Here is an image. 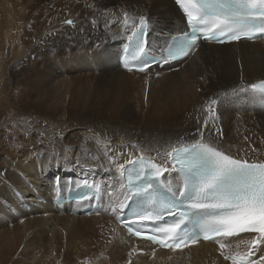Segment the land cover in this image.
I'll return each instance as SVG.
<instances>
[{"label": "bare ground", "instance_id": "obj_1", "mask_svg": "<svg viewBox=\"0 0 264 264\" xmlns=\"http://www.w3.org/2000/svg\"><path fill=\"white\" fill-rule=\"evenodd\" d=\"M25 1L0 0V264H26L24 258L28 253L44 249L51 252L58 264H128L129 259L132 264H231L221 259L210 244L198 243L183 251H173L133 238L116 223V214L107 210V196L103 197L106 210L91 215H75L68 205L60 213L52 204L53 195L51 199L47 196L57 178L61 183L87 176L108 191L118 190L122 178L114 168L108 171L112 166L104 157L106 149L118 155L110 141H122L127 146L120 163L143 152L163 164L166 152L171 150L170 144L178 146L176 141L181 137L191 141L193 137L187 134L194 132L195 117L205 102L241 83L247 85L264 79V39L222 45L202 41L197 52L178 62H169L167 67L145 73L126 71L119 62V44L129 34L121 31L116 17L122 18L123 11L147 16L150 43L158 48L170 36L186 31L183 15L173 0H89L95 19L88 15L86 22L82 15L80 18L70 13L78 23L70 33L72 37L66 41L64 35L61 43L54 46L60 50L82 45L85 49L82 55L92 57L108 47L111 59L105 64L113 71L103 81L99 75L90 74L92 83L88 86L85 72L91 69L81 67L78 71L82 77L80 74L76 77L68 93L69 88L64 91L61 88L62 80L56 85L49 80L52 77L49 58L42 60L47 67L36 73L31 67L37 64V55H42L38 32L45 38L49 32H56L57 36L68 29L61 22L70 16L59 12L61 8L57 7L54 12L48 9L47 15H35V23L30 24L33 16L27 22ZM83 8L80 7V12ZM108 10L111 11L106 15ZM96 43L99 48L94 47ZM45 48L53 51L49 44ZM42 52L44 55L46 50ZM76 57L80 59L81 55ZM6 60L12 63L7 72L8 82L3 78L2 68ZM98 60L91 63L92 69L99 68ZM217 112L224 134L220 143L233 145V154L243 155L239 151L243 148L248 150L250 160L264 159V102L246 95L225 101ZM22 117L31 122L17 120L12 127V118ZM73 125L85 128V136L75 129L71 133L66 131ZM20 129L24 132L20 133ZM35 132L47 137L39 142ZM122 133L124 137L119 142ZM72 134H75L73 140L68 139ZM244 136H248L247 141ZM97 139L101 143H96ZM251 148L257 152L252 153ZM75 150L80 154H75ZM97 164L105 170L95 167ZM165 166L170 167L171 162ZM87 167L91 172H87ZM59 168L61 172L57 171ZM102 172L107 174L101 176ZM46 177L51 180L44 183L49 191L41 192L35 182L43 183ZM170 179L174 184L178 182L175 173ZM39 197L44 202H38ZM117 198H122L119 191L114 192V200ZM12 209H21L23 223L12 228L2 226L5 220L11 222L16 218ZM60 230L64 235L54 239L53 234ZM253 235L242 241L251 240ZM241 249L247 251L243 243ZM256 253L259 264H264L259 260L264 251L256 250Z\"/></svg>", "mask_w": 264, "mask_h": 264}, {"label": "snow or ice", "instance_id": "obj_2", "mask_svg": "<svg viewBox=\"0 0 264 264\" xmlns=\"http://www.w3.org/2000/svg\"><path fill=\"white\" fill-rule=\"evenodd\" d=\"M175 2L185 17L187 30L171 37L172 42L162 49L159 61L148 39L149 18L126 11L122 12V18L116 17L121 31L129 33L128 44L121 54L125 68L132 70L131 62L138 65L137 70L145 71L153 63L168 64L183 59L192 54L201 41L223 44L242 38H264V0ZM65 23L73 25L74 21L66 20ZM105 27H108L107 22ZM246 95L264 102V80L247 85L241 83L205 102L195 117L194 132L187 134L193 137L191 141L186 142L181 137L176 141L178 146L170 144L171 150L166 152L163 164L154 162L143 152L120 163L123 154L114 158L105 151L104 157L112 166L108 171L114 168L122 178L119 189L108 191L95 182L90 184L83 180L77 184L81 189L76 196L77 202H102L107 196V210L116 214L129 234L173 251H183L200 239L215 240L225 261L259 264L251 257L255 255L253 249L264 251L261 247L264 246V159L250 160L248 150L241 148L239 151L243 155L233 154V145H222L224 134L217 112L225 101ZM244 140L247 141L248 136H244ZM96 143L101 141L97 139ZM250 151L257 152L255 148ZM93 159L98 161L100 157ZM168 162H171L170 167L165 166ZM95 167L105 170L101 164ZM173 173L178 178L175 184L170 179ZM59 183L57 178L56 184ZM116 191L122 198L114 200ZM126 209L130 215H123ZM241 234H254L251 240L241 241L247 251H239V244L232 250L223 242ZM135 251L133 248L132 252ZM152 255L155 256V251ZM259 260L264 261V255ZM128 264H132L131 259Z\"/></svg>", "mask_w": 264, "mask_h": 264}, {"label": "rangeland", "instance_id": "obj_3", "mask_svg": "<svg viewBox=\"0 0 264 264\" xmlns=\"http://www.w3.org/2000/svg\"><path fill=\"white\" fill-rule=\"evenodd\" d=\"M26 1H25L24 5L27 4V7L25 8L26 9L25 12L28 14L27 22L30 20V16L31 17L33 16L31 18V20H30V24H34L35 23V21H34L35 15L36 16L47 15V10L48 9L51 10V12H52L53 10H56L57 7L61 8V10L59 12H63V13L66 12L67 16H70V15L72 16L73 14H70V13H74L77 17L81 18V15H82L83 18L86 19V22H88V17H93L95 19V16L93 15V12L91 10L92 8H91V4H90L89 0H38V2L36 0H33L32 2H30V0L29 1L26 0ZM73 6L75 7V9L72 8ZM82 6H84V8L82 10L83 12H80L79 9ZM77 7H78V9H77ZM72 9H73V12H72ZM68 10L70 12H68ZM88 11L89 12L91 11V13H89ZM66 15H64V18H65ZM88 15H90V16H88ZM71 16L68 17V18H65L63 20V22H61V24L64 25V26L66 25L68 29L64 30L62 33L60 32L57 36H55L56 32H53V33L49 32L46 35V36H49V37L48 38L46 37L47 38L46 39L45 37H41V36H44V35H42V33L38 32L37 35L39 36L38 39H39L40 42H39V44L38 43H36V44L41 46L40 54H42V55L38 54L39 55L38 56L36 54L37 55V58H36L37 59L36 60L37 64L35 66L31 67L32 71H34V73H36L38 69H40V68L43 69V68L47 67L46 64L44 62H42V60H44L45 58H49L51 60V63L49 64L48 67H50V69L52 70V77H50L51 79H49V80H51L53 82V84L55 83L54 85H56L59 80H62L61 81V84H62L61 88H62L63 91L66 90L67 88H69V89H67L68 93H71V88H73V86L75 85L74 81L76 80V77H79L78 75L81 73L80 71H78L79 68H81V67H89L91 69V70H87V72H85L88 79H89V75L90 74H94V75H99L100 76V81H103L104 79H107L109 77L110 73L113 71V69H111L110 66L107 67L106 64H105V63L109 62V60L111 59V54H110V50L108 49V47L105 48L104 52H100V51L97 52L96 53L97 56H95V57L88 56V55L83 56L82 54H83V51L85 49L82 48L83 47L82 45L80 46V48L79 47H72V48H61L60 50L58 48L56 49V46H54V45H59L61 43L60 40L62 39V36H64V35H65L64 37L66 38V41H68L67 38H71L72 37V35L70 33L74 30V28L78 24L77 21L74 20V19H73V21H74L73 25H69V24L65 23L66 20H70V19L72 20ZM79 20L81 21V19H79ZM33 21H34V23H33ZM43 38H45V40ZM32 39L36 40V37H32ZM52 40H53L54 44L51 42ZM50 43H52V44H50ZM97 43L99 45H101V42H97ZM97 43L94 45L95 48H99V45ZM46 44H49L50 46H52L53 51L48 52V50L45 48ZM73 49H76L75 50L76 53L74 52ZM41 50L42 51L46 50L44 55H43V52ZM56 50H58V51H56ZM77 54L81 55L80 59H77V57H76ZM42 56L44 58H42ZM50 60H49V62H50ZM96 60H98L97 64H98L99 68L93 67V69H92L91 63L95 62ZM38 62H39V64H38ZM9 65L12 66V63L9 64V61L6 60L5 61V66L2 67L4 69V71H5V76H3L4 80H6L7 77H8V75H7L8 73L7 72H8ZM54 69H55V71H54ZM85 73H83V75ZM80 77H82L81 74H80ZM85 83H87L88 86H89V85H91L92 80L91 79L86 80ZM199 90H200V88H199ZM63 102H64V100H63ZM247 107H248V105H247ZM249 109L251 110V106H250ZM62 111L63 110H61L59 112V114L62 113ZM251 111H254V110H251ZM27 119L28 118H26V117L14 118V119L12 118L11 125L13 127L14 125L17 124V122H16L17 120L26 121ZM27 121L31 122L30 119L27 120ZM112 126H114V125H112ZM116 126H119V124H116ZM72 129H75L76 131H79L81 133L84 132L83 135L85 136V131H86L85 128H77V127H75V125H73L72 127L71 126L67 127L66 131L71 133ZM96 131H97V128L94 129V132H96ZM6 132H8V130H6ZM23 132H24V130L20 129V133H23ZM35 133H36L35 134V138L38 139L39 142L43 141L42 138L47 137L45 134H41L39 132H35ZM74 136H75V134H72V135H70L68 137V139L73 140ZM123 137H124V133H122V137H120V139L118 141L120 142V140H122ZM110 142L115 145L114 149H115V151L118 154L126 155L127 146L122 144V141H121V143H116L117 140L110 141ZM104 149H106V148H104ZM77 151H79V150H75V154L76 153L80 154ZM106 151H107L108 155H110V156H112L114 158L116 157L115 154H112L111 150L106 149ZM64 160L67 161V157H65ZM62 161H63V158H62ZM47 163H48V161H47ZM56 163H58V162H56ZM88 168L89 167H87V172L89 173L91 171H89ZM57 171L61 172L60 168ZM104 174L105 173L102 172L101 176H103ZM50 181H51L50 178L46 177L44 179L43 183L41 182V180H37L35 183L39 184V186L37 188L41 192H46V191H49V189H48V186L46 184H44V183L50 182ZM47 197L51 199L52 198L51 193H49ZM38 202H44V200L43 201L38 200ZM12 211H14V210L12 209ZM17 212H19V213H17ZM20 212H21V209H19L18 211H14V214L16 215L17 219L14 218L13 220H11V222H10V220L9 221L5 220L4 224H2V226H6L7 228H12L14 225L17 226L18 224L23 223V218L20 217V216H22L21 215L22 212L21 213ZM45 229H47V227H45ZM46 232H48V231L46 230ZM50 235L51 234L49 233V236H47V237L50 238ZM63 235H64V231L60 230V231L55 232L52 237L55 239L56 237L63 236ZM25 260H27V261H25ZM24 261L26 262V264H28V262L30 264H58L55 261L54 257L52 256L51 252L48 249H44V250H42L39 253H36V252H33L32 254L28 253V255L25 256Z\"/></svg>", "mask_w": 264, "mask_h": 264}]
</instances>
